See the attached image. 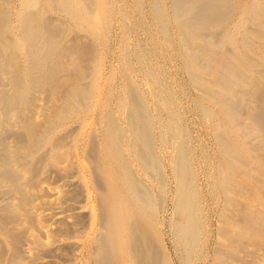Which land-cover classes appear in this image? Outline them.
<instances>
[{"label": "bare ground", "instance_id": "1", "mask_svg": "<svg viewBox=\"0 0 264 264\" xmlns=\"http://www.w3.org/2000/svg\"><path fill=\"white\" fill-rule=\"evenodd\" d=\"M113 1L0 0V264H264V0H137L199 96L197 151L145 56L113 90Z\"/></svg>", "mask_w": 264, "mask_h": 264}, {"label": "rangeland", "instance_id": "2", "mask_svg": "<svg viewBox=\"0 0 264 264\" xmlns=\"http://www.w3.org/2000/svg\"><path fill=\"white\" fill-rule=\"evenodd\" d=\"M115 1H113V2H115ZM126 1H127V3H126ZM134 1H135V3H134ZM136 4H137V0H117L115 2V5H116L115 15L117 18L121 17L123 12L125 13V11H122V8H125V10H127L126 13H127V17H128V27L126 29L122 30L118 24L114 25V27L112 29V33H111V35H113V36H111V38H110L111 40L109 43V48H108V53H107L108 54L107 55L108 61L106 62L107 63L106 65H107V68H109V69H111V68L115 69V75L111 77L112 82H113V83L111 82L112 86H113V90L116 91V90L120 89L121 85H122V81L124 79H130L131 76L138 84H141L140 82H142V80H143V77H142L143 75H139V71H138L141 69V67L138 65L139 61L137 60L138 59V53L137 52H139V54L142 57L145 56L144 59L148 64H150L149 62H151L150 65L154 66V69H155V67L158 68V69H155V74L158 72L157 75L159 76V78L163 77L162 78L163 80H161L162 83H164L166 87L170 88V89H168V91H169L170 98H171L170 100L173 102L172 108L176 112V114L178 113L177 114V117H178L177 121H178L179 131L180 132L182 131V133L188 138V140H189L188 142L192 144L190 146L195 151L198 150V148L195 149V147H198L197 145H199V144H203L207 147H211V145H210L211 142L208 139V137L206 136V134H205L200 122H199L196 110L194 109V108L197 109V105L199 103V96L197 95V93L195 91H193L189 87L188 77L185 74V71L183 70V68L181 67L182 63H181L180 59L178 57L176 58L175 55L171 54L172 50H173V52H175L177 45L176 44L170 45L174 48L167 46V47H169L168 53L173 55L170 58L164 57L163 54H160L158 52V50L157 51L153 50L152 46L149 47L150 45L146 43L145 36L142 33V31L136 30L137 18L139 16L138 12L136 10V8H137L135 6ZM117 6H118V9H116ZM126 31H127V33H126ZM121 34H123V35H121ZM124 42H126L127 46L129 47V51L131 54V58L128 60L124 58L123 52H122L123 46H121V44H120V43H122V45H123ZM132 43H134V44H132ZM173 45H175V46H173ZM120 47L122 50L121 52L119 50ZM171 48H172V50H171ZM111 49L112 50L114 49L115 52H114V50L112 51ZM118 51H119L120 57L118 56ZM134 51H136V52H134ZM111 53H113V54H111ZM120 53H122V54H120ZM142 54H144V55H142ZM112 59L115 61H113ZM106 76H108V75H106ZM164 116H167L166 113H164ZM193 145H194V147H193ZM167 150L168 149H165V151H167ZM193 161H194L193 166L195 167V169L198 168L196 170L197 182H198L200 187H204V189H206V185H205L206 180L204 179V175H203L204 173H203V171H200V170H202V169H200V165L203 162V159H202V156L200 155L199 152H196V156L194 157ZM164 169H165L164 174L165 175L168 174V171L166 170L165 167H164ZM166 176H167L166 179H168L167 181L169 183L172 182L171 185L174 186L172 177L168 178V175H166ZM171 202H172V198L169 196L168 202H167L166 207H165V210L167 213L166 214V224H168V222L170 220L169 218H171V216H170V214H171L170 212H172L171 211V209H172L171 208L172 207ZM208 211L211 212V209H208ZM170 249L172 250V252H171L172 257L174 259L176 257L178 258V261L176 262V264H178V263L179 264H187V261L185 258L186 256L184 255V253L178 254V252H177V254H176V251L174 248L171 247ZM179 255H180V257H179ZM183 257H184V259H183ZM193 259H194L193 264H199L198 261L196 260L195 255H194Z\"/></svg>", "mask_w": 264, "mask_h": 264}]
</instances>
